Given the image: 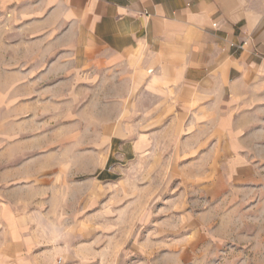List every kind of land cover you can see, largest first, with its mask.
<instances>
[{
	"label": "rangeland",
	"instance_id": "374dc122",
	"mask_svg": "<svg viewBox=\"0 0 264 264\" xmlns=\"http://www.w3.org/2000/svg\"><path fill=\"white\" fill-rule=\"evenodd\" d=\"M4 26L0 264H264V96L237 135L248 163L210 166V129H157L138 100L125 116L107 79L63 95L29 54L43 38Z\"/></svg>",
	"mask_w": 264,
	"mask_h": 264
},
{
	"label": "crops",
	"instance_id": "0c3cea01",
	"mask_svg": "<svg viewBox=\"0 0 264 264\" xmlns=\"http://www.w3.org/2000/svg\"><path fill=\"white\" fill-rule=\"evenodd\" d=\"M4 23L43 38L29 54L63 70V95L107 79L124 87L125 116L152 103L139 114L157 129L217 136L210 166L245 164L237 135L264 96V0H0V40Z\"/></svg>",
	"mask_w": 264,
	"mask_h": 264
},
{
	"label": "built area",
	"instance_id": "2783aa9c",
	"mask_svg": "<svg viewBox=\"0 0 264 264\" xmlns=\"http://www.w3.org/2000/svg\"><path fill=\"white\" fill-rule=\"evenodd\" d=\"M247 43L244 42L242 45H236L235 47L238 49H243V47L246 45Z\"/></svg>",
	"mask_w": 264,
	"mask_h": 264
}]
</instances>
